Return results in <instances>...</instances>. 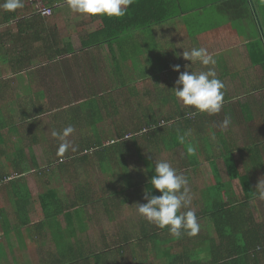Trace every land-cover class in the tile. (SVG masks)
Wrapping results in <instances>:
<instances>
[{"label": "crops", "instance_id": "0c3cea01", "mask_svg": "<svg viewBox=\"0 0 264 264\" xmlns=\"http://www.w3.org/2000/svg\"><path fill=\"white\" fill-rule=\"evenodd\" d=\"M2 2L0 0V3ZM255 2L259 8L258 14L264 21V0ZM187 3L190 2L187 1ZM210 7L208 6L206 9V13L210 11L207 13L210 14V17L206 18V21H198L201 26H199L197 35H194L193 30L188 27L187 18H184V15L192 14L193 11H191L192 13L188 12L183 16H177L173 20L149 28L146 33L145 31L144 33H125L108 43L95 42L86 47L83 46L82 39H86L88 33L95 31L93 28L95 21L91 16L71 12L65 3L56 8L54 17L47 21L45 30L41 31L44 39L51 37L52 40H48L49 45L43 46V49H34L35 39L30 34L24 33L28 16L25 18L18 15L11 17L9 11L0 8V140H2L0 154H6L0 157L3 163L0 174L5 171H7L5 174H14L12 169H8L5 159H14L17 154H33L34 160L29 159L31 167H36L37 171L40 167H48L47 174H56L61 170L54 167L56 163H52V154L58 153L59 146H56V143H61V141L58 137H54L52 132L60 133L63 127L71 126L78 131V135L79 132H82L78 141L90 142L94 139L96 129L92 126L89 136L86 130H80L81 126L78 125L77 119L85 120L87 114L91 112L90 110L96 108V110L119 111L120 107L131 102L132 96L135 95L142 98V106H144L142 110L146 112L151 110L176 111L179 108V110L191 112L189 114L195 116L194 120L197 125L192 122L188 126L190 129H187L186 133L182 132L183 137L180 140L182 146H179L178 149L183 154L184 146L187 147L192 143L199 144V146L203 144L201 148L204 150L207 146L211 147L212 141L219 144L235 142L239 147H248L250 144L252 146V143L255 146L258 145L259 154L256 151L254 153V149L251 148L239 155L243 168L240 170L242 173L247 171L251 189L255 193L258 181L264 180V151L261 149V144H264V68L256 65L249 54L253 50V54L260 57L262 48L260 42L256 41L253 43V49L250 50L248 48L250 39L245 36L240 37V31L229 24L230 21L227 17H221L216 22L217 24H211V19L214 16L218 14L223 16V13L217 14L220 10ZM188 8L191 9V7ZM50 20L53 21L50 22ZM61 25L65 28H60ZM58 26L59 28H57ZM257 27L260 32L259 26ZM162 32H168L169 35ZM162 34H164V38L166 35L171 40L178 39V56L174 57L173 51L171 54L164 49L159 52L160 47L157 41L158 36L162 38ZM94 38V40L97 39V37ZM24 45H28L25 47L30 51L23 52ZM193 47H203L214 56L215 65L208 67H212L217 77L225 84L224 104L221 111L215 115L206 113L194 115L189 108L183 109L185 106H175L180 102L177 98L172 99L168 93L170 87H176L172 77L175 72H168L167 75V71L171 70L173 66H180L178 76L184 71L207 70L199 63L191 64V61L182 57L183 50L188 51ZM59 50L64 53L55 56V51ZM134 65L135 68L142 71L133 77ZM115 97L119 100L117 101ZM236 101L241 103V107L235 106ZM244 113L247 114L246 117H249L248 114H253L254 117L247 122L243 117ZM71 114L73 115L67 118V115ZM225 116L231 118V123L226 129L220 126ZM71 118H75L72 124ZM107 121H110L112 126L113 124L117 125L120 116L117 113L111 114ZM102 123L104 124L106 121L97 122V129L100 131L98 137L101 138L104 136L103 133L101 134L104 132ZM145 126L146 124H143L142 127ZM149 130L141 131V133H145L141 136L142 142L141 140L136 141V139L131 140L127 143V148L145 152L149 150L151 154H159L160 145L154 143L155 138ZM74 132L66 137L69 144L72 143L70 136ZM176 133L177 131H169V133L162 134L166 135L171 145L169 134ZM113 135L116 136V133ZM167 139L158 132L157 143L165 142ZM143 141L147 144L142 150ZM136 145H138V149L135 148ZM151 146L154 147L153 150H151ZM174 149L177 148L170 147L168 151ZM70 152H75L72 154H90V156L82 167L71 169L73 167L71 166L68 173L57 178L56 180L61 182L59 187L56 186L57 184L53 186V183L51 187L56 190L62 205L66 208L69 207L70 211L73 210L74 237L68 233L70 228L63 215L46 220L36 204L32 206L33 209L30 208L26 212L14 213L13 198L10 192L13 189L10 185L4 187L5 185L0 184V264H50V262L55 264L59 258H57L58 255L70 256L73 254L67 245L75 244L74 240H80L79 242L83 245V250H81L83 255L90 256L94 249L102 250L99 242L97 245H90L84 242L85 238H82L83 235L87 236L90 231L96 232L100 227L99 220L104 217L103 214L105 215L99 207L95 206L97 201H94L96 198L92 196H98L97 192L100 187L108 188L106 190L108 192L111 188L107 185V175L101 178L95 175L100 171V164L99 157L94 154H100L101 151ZM136 152L138 153V151ZM206 152L203 154H208L209 150ZM252 152L254 154H250ZM67 154L58 156L61 158ZM29 177L36 178L40 183L39 186L26 181V188L31 194L37 196L43 193L45 190L43 181H46V177L43 174L41 177L38 175ZM99 179L101 181H98ZM234 181H230L228 178L224 181L226 193L229 196L234 195L237 199H242L243 192L238 181H236L238 188L234 187V189L239 193L232 189ZM77 189L85 190L84 195L88 193V197L91 196L89 198L91 201L85 199L84 195L81 196V200H76L73 194ZM255 205L259 209H256ZM72 207L81 208V215L74 213ZM249 208L254 223L263 225L264 229V200H259L254 195ZM114 215L115 212L109 215L110 217L105 216L113 219ZM28 228H33V231H29ZM61 236L67 240L64 243L68 248H62V246L60 249L57 248L55 242ZM121 237L120 232L113 237L110 244L115 243L116 245L115 248H110V251H113L114 257L106 264H127L128 259L132 262L135 261L130 249L123 253L119 252ZM100 238L102 242L108 243L105 235L102 234ZM262 243L264 244V242ZM131 249H134L133 246ZM256 262L264 264V245L257 253Z\"/></svg>", "mask_w": 264, "mask_h": 264}, {"label": "trees", "instance_id": "16d2710c", "mask_svg": "<svg viewBox=\"0 0 264 264\" xmlns=\"http://www.w3.org/2000/svg\"><path fill=\"white\" fill-rule=\"evenodd\" d=\"M182 1L183 0H135L129 7L127 14L121 18L91 16L95 21L93 27L95 31L88 33L86 39H82L83 46L88 47L95 42L108 43L110 40L125 33H144V31L146 33L149 28L151 29L165 21L173 20L177 16H183L188 12L192 13L191 11L196 13L206 10L208 6L212 7L216 5L219 10H222L223 17L228 18V21H230L229 24L240 31V37L245 36L250 39V44L248 45L250 50L253 49V43H256V41L260 42L262 48V56L260 57L262 58L258 57L257 54H253V50L251 52L249 50V55L256 65L264 68V38L262 37L264 35V21L261 20L260 14H258L259 8L255 2L256 0H190L191 9L185 8L182 5ZM44 2L46 6L52 8L51 16L44 17L37 15L31 7L25 4L22 9H17L12 12L9 11V13L11 17H16L18 15L19 17L22 16V18H25L28 16L27 27L24 33H26V35L30 34L36 42L41 41L43 46L46 47L49 45L48 40H51V37L50 39H44V35L41 34L43 32L41 31L45 30L47 21L54 17L56 8L65 4L66 0H44ZM259 23L261 35L257 27ZM94 37H97V39L94 40ZM25 46L28 47V45H24L23 48L25 50L23 49V52H27V50L30 51ZM63 53L64 51L59 50L55 51L54 55L58 56ZM168 93L172 99L176 98L171 87ZM132 98L134 102H131L133 106L136 107L132 119L128 118L129 114L126 113V109L123 106L120 107L121 110L119 111L96 110L97 108L95 110H90V113L96 116V118L92 119V126L96 129L95 136L90 142L84 141L81 145L83 151H101L100 154H94L99 157L100 171L115 174V191L113 194H109L110 192L108 193V191H106L108 188L103 189L100 187L97 192L98 196H92L96 198L94 201H97L95 206L100 209L102 208V212L108 215V217L115 211L123 210L125 206H128V212L134 211V209H136V204L146 203L147 201L144 199L146 191H150L152 195H160L157 190L151 188L149 183L154 172L150 173L147 181H144L143 186L138 189L139 183L142 181V178L138 176L141 175L131 177L130 175L123 174L121 172V167L119 169L121 161H124V154H122V152L123 148L127 147V143L131 140L134 141V137L138 133H141V131L144 132L147 129H150L149 132L153 134L155 141L158 132L163 136L162 133L166 134L169 133V131H177L176 135L178 140L173 141V148H179V146H182L180 140L183 137V133H186V130L190 129L188 126H190L192 122L197 125L194 120L195 116L189 114L191 112L187 113L186 111L179 110V108L176 111L151 110L150 115L152 116L149 118L145 117L141 114L146 112L142 110V108H144V106H142V98L135 95H133ZM175 106H178V104ZM116 113L120 116V121L117 125L113 124V126L107 130L108 133H110L108 134V138L98 137V132L100 131L97 129V122H105L111 117V114L114 115ZM248 116L249 117H244L247 122L254 117L253 114H248ZM160 123L166 125L160 126ZM143 124H146V126L142 127ZM164 128L167 132H163ZM198 129H200V127H198ZM114 132H116V136H112ZM101 134L104 135V132H101ZM172 136L173 134H169L170 140ZM114 137L115 139H113ZM125 137H128L129 140L124 142L116 141L118 139L122 140ZM0 143H2V140H0ZM221 145L222 149H220V152L222 154L220 156L224 169L230 181L236 180L239 182L243 192L242 199H237L234 195H227L224 181L223 179L221 180L219 170L216 166V159L206 158L207 162L210 164L212 174L211 180L214 178H217V180H212V183L206 186L202 192L203 205L196 211L198 222L201 225L198 234L195 236L182 235L181 237H173L169 234L167 228L160 229L138 215L135 221L130 222L127 220L125 224H122L120 231L122 237L119 239L120 245L118 247L119 252L123 253L128 249L132 252L131 248L136 244L140 257V264H253L257 261V253L264 245L262 243L264 242V229L263 225L254 223L249 208V204L254 197V192L251 189L247 171L242 173L240 170L242 166L239 155H242L243 152L248 149L251 150V148L254 149V153L256 151L257 154H259L258 145L255 146V144L252 143V146L250 144L248 147H239L235 142H222ZM261 145V149H264V144ZM184 147V154L181 156V158H183L182 161H184L183 164L194 171L198 165V159L195 157L194 151L195 149H199L200 146L199 144L192 143ZM235 150L237 152H234ZM67 153L68 152H66V154ZM72 153L75 152H70L68 154L71 155L58 158V162L56 163L57 169L65 171L64 163L67 161L70 165H73L75 161L82 166L86 164L88 160L86 155ZM254 153L252 152V154ZM5 155L6 154H0V157ZM110 157H117L114 163V165L117 166V170L115 171L108 168L105 170L102 169L104 168L103 163ZM118 157H120V162L117 161ZM139 157L141 158L140 155ZM29 159L31 161L34 160L33 154H17L14 159L11 158L9 159L10 161L7 160L6 163L10 169H13L14 174H11L12 176L5 174L7 171L0 174V184L5 185L4 187L10 185L13 189L10 192L13 198L14 213L26 212L28 209L30 210V208L33 209L32 206L36 204L41 209L46 220L63 215L70 228L68 233L71 237H74L75 230L74 222L72 223V221L75 220L73 217V210L70 211L69 207L66 208L62 205L54 188H46L48 180H46L44 192L37 196H33L29 189L26 188L27 182L25 177L31 175L32 177H36L37 175L41 177L42 174L46 177L49 174L36 172V167H31ZM150 159L153 158L150 157ZM177 172L181 173V170L178 169ZM52 175L53 173H50V177ZM132 178L135 183H133ZM227 187L229 188V185H227ZM142 188H145V190ZM8 189L10 190V188ZM84 193L85 190L83 189H77L74 192V194L77 195H75L76 199L77 197L82 198L81 196H83ZM83 197L90 200L89 198L91 196L88 197V193H86ZM246 208L247 210L245 211ZM255 208L259 209L256 205ZM72 209H74V213L81 215V208L72 207ZM186 210L187 209H181V211ZM81 222L82 220L79 221V225ZM65 241L67 240L62 236L58 238V240L56 239L55 243L57 248L60 249L61 246L62 248H68L67 246H69L70 252L73 254L70 256L58 255L57 258H59L56 260L57 263L55 261V264H106L107 261H110L112 257H114V253L110 251V248H115V243L111 245L105 241L102 242L100 239L98 242L102 250L94 249L90 256H86L83 255V251H81L83 250V245L79 242L80 240H74L73 242H75V244L71 243L67 246L64 243ZM132 257L136 260L134 253H132ZM50 264L52 263L50 262Z\"/></svg>", "mask_w": 264, "mask_h": 264}, {"label": "clouds", "instance_id": "9594fccd", "mask_svg": "<svg viewBox=\"0 0 264 264\" xmlns=\"http://www.w3.org/2000/svg\"><path fill=\"white\" fill-rule=\"evenodd\" d=\"M134 2L135 0H66L68 8L73 13L109 18L125 16ZM23 7V0H3L0 3V8L10 12ZM181 55L185 60L191 61V64L199 63L207 70L181 72L175 81L176 87L172 88L174 96L194 115L219 113L224 104L225 84L217 77L215 70L208 67L215 65L214 56L203 47H193L188 51L183 50ZM173 71L179 72L180 66H173ZM230 123V116H225L220 126L226 129ZM164 125L160 123V126ZM73 131L74 129L68 126L60 133L52 132V135L61 141L58 148L59 154L62 155L69 149L70 144L66 137ZM144 134L139 135L143 136ZM127 140H129L128 137H125L122 140L118 139L117 142ZM149 183L151 188L157 190L160 195H152L150 191H146L144 199L147 202L136 204L137 214L160 229L167 228L173 237L197 235L201 225L198 222L196 212L189 209L191 197L187 187L188 178L178 173L169 161L161 160L154 164V174ZM255 189V197L264 200V180L260 179ZM181 209L188 210L181 211Z\"/></svg>", "mask_w": 264, "mask_h": 264}, {"label": "rangeland", "instance_id": "374dc122", "mask_svg": "<svg viewBox=\"0 0 264 264\" xmlns=\"http://www.w3.org/2000/svg\"><path fill=\"white\" fill-rule=\"evenodd\" d=\"M187 1H190V0H183L182 1V5L183 6L186 5L185 8H188V7L191 6V3H187ZM211 8H218V7H216V5H213ZM220 11L222 12V10H220ZM220 11H218L217 14ZM207 13H210V11H207ZM207 13H206V10H204V11L196 12L194 14L192 13L190 15H184V18H187L186 21H187V24H189L188 27L193 30L194 35H197V33L199 31V26H201V24L198 23V21H206V18L208 19L210 17V14H207ZM221 17H223L222 14H218V15L214 16V18L211 19V24L216 23ZM52 21L53 20H50V22H52ZM244 26H246V25H244ZM57 28H59V26ZM60 28H65V26L61 25ZM162 33H164V32H162ZM164 34L169 35L168 32H165ZM164 34H162V38L158 36V41H157L158 43L157 44L160 47L159 48V52H162L163 51L162 49H164V51L170 52L171 54L174 52L173 53L174 57L178 56V39L177 38H173L171 40L170 38H167L166 35H165V38H164ZM169 37H171V36H169ZM34 45H35L34 49H37V48L43 49L44 48L43 47V43L41 41L36 42V44H34ZM49 55H52V54H49ZM177 63H178V58H177ZM131 71H132V69H131ZM141 71L138 70L137 68H135V65H134L133 66V71H132V76L133 77L137 76L138 74L141 73ZM171 71H173V68L171 70L167 71V75H168V72H171ZM174 72H175V74L172 77L174 78L173 81L175 83V81L178 79V72L177 71H174ZM175 77H176V79H175ZM134 89H136V87H134ZM130 94H132V93H130ZM118 100L119 99H117V101ZM132 102H134V101H132ZM132 102H128V103L123 105V107L126 109V113L129 114L128 118H130V119H132L133 113L136 110V107L133 106ZM128 104H130V105H128ZM178 106L179 107H184L181 102H180V104L178 103ZM235 106L241 107V103L237 102V104H235ZM183 109H188V108L184 107ZM66 114H69V113H66ZM141 114H143L145 117H148V118L151 117L150 111L143 112ZM72 115L73 114H71L70 116L67 115V118H70ZM246 115L247 114L244 113L243 117H246ZM93 118H96V116L94 114H92V113H89V114H87V117H86L85 120H80L79 121L77 119V121L79 123L78 125L81 126L80 130H82V129H83V131L86 130L87 133L89 134V136H90V130H92L91 122H92ZM74 119L75 118H71V120H72L71 124L73 123ZM82 125H83V127H82ZM66 127H68V126H66ZM66 127H63L62 130L64 128H66ZM111 127H112V124L110 123V121H106V123H104L102 125V131H104V136L103 137H105V139L108 138V134H110V133H108L107 130L109 128H111ZM165 128H164V131H166ZM73 129H74L75 132H74V134H72L70 136V138L72 140V143L70 144V147H69L67 152L82 150L81 145L84 143V141H78V139L80 137L79 135H81L82 132H79V135H78L77 134L78 131L74 127H73ZM114 133H116V132H114ZM114 133H112V135ZM83 136H85V135H83ZM163 137H165V139H167L165 134H163ZM177 138H178L177 135L173 134V136L171 137V142H172L171 145L169 144V139H167L165 142L159 141L157 143V141H155V144L160 145V148H159V152L160 153L159 154H153V153L151 154V152L149 150H146V152H145V151H141V150H132L131 148L124 147L123 148V152L125 154L122 152L124 154L123 155L124 156V161H121V166L119 165V169L121 167V172L123 174L130 175L131 177L132 176H136V175L137 176L141 175V176H138L139 178H142V181L139 183V186H138V189H139V188H141V186H143L144 181H147V178L149 177L150 173L154 172V164L156 162L161 161V160L169 161L172 164V166L177 171H178V169L181 170L180 174H183V175H185L188 178L187 187L189 188V195L191 197V204L189 205V209L196 212L203 205L202 204L203 203L202 192L204 191L205 187L209 186L212 183V180H217V178H214V179L211 180V175L212 174H211V170H210V164L207 162L206 158L216 159L215 162H216V166H217V168L219 170V174L221 176V180L223 179L224 181H226V179L228 178V176L226 174V171L224 169V166H223V162L221 160V156H220L222 154L220 152V149H222V145H221V143L220 144L219 143H214V141H212L213 143H210L211 147L207 146V148H206V150H209L208 154H203V152L207 153L206 150H204V148H201V145H203V144L200 145L199 149H195L194 155L198 159V165H197L196 169L190 166L191 168L195 169L194 170L195 172H194L190 168H188V166H184L185 165V164H183L184 161H182L183 158H181L183 153H182V151L180 149L177 148V149L168 151L170 147L174 146L173 141L178 140ZM113 139H115V137ZM135 139H136V141H138V140H141L142 138H141L140 135H136ZM141 142H142V140H141ZM143 142H144V144L142 146V150L144 149V146H146V144H147L145 141H143ZM59 144L60 143H56V146H59ZM135 148L138 149V145H136ZM153 148L154 147L151 146V150H153ZM127 151L128 152L133 151V152L131 154H126V153H128ZM136 151H138V153ZM234 152H237V151L235 150ZM262 153L263 152L261 151V154ZM65 154L66 153H64L62 155H65ZM116 154H120V153H116ZM149 154H151L150 157L153 158V160L148 157ZM250 154H252V153H250ZM58 155H60V154L59 153L52 154V156H53V162L52 163H57L58 162V158H59ZM67 155H71V154H67ZM79 155H81V154H79ZM83 155L88 156V158L90 156V154H83ZM139 155L141 156V158L139 157ZM116 158L117 157H110L107 161H105L103 163L104 168H102V169L105 170V169L108 168V169H110L112 171L117 170V166L114 165ZM9 159H11V158H9ZM9 159H6V160L10 161ZM149 159H150V161H149ZM117 161L120 162V157H118ZM76 162L77 161H75L73 163V165L72 164L70 165V163L68 161L65 162L64 163L65 171H59L56 174L53 173V175L51 177H50V173H49L46 176V180H48L46 188L47 187L50 188L51 187V183H53V186L57 184L56 186L59 187L61 182L57 181L56 179L61 177L64 173H68L70 166H73L72 168L70 167L71 169L82 167V165H79ZM185 163H187V162H185ZM54 167H57V165H54ZM47 168L48 167H46V168H44V167L41 168L40 167L39 171L36 170V172H40V173L41 172H45L46 173V169ZM1 169H2V161L0 160V170ZM8 169H10V168H8ZM90 174H92V173H90ZM95 175L99 176V178L107 175V185L109 187H111L109 189L110 193L109 192L108 193L109 194H113L114 191H115V187H114V182H115V179H114L115 176L114 175L115 174H112L111 172L107 173V172L99 171ZM10 176H12V175H10ZM47 178H49V179H47ZM25 179H26V181L28 183L31 182L32 185L33 184H37V185L40 186V183L37 181L36 178H31V177L27 176V177H25ZM98 181H101V180L99 179ZM102 181H105V180H102ZM132 181H133V183H135L133 178H132ZM43 182L46 183L45 180ZM54 182H56V183H54ZM236 184H237L236 181H234L233 184H232V189H234V187L236 189L238 188L236 186ZM234 191L235 192L237 191V193H239L238 190L234 189ZM66 195H67V193H66ZM73 195L75 196L76 194H73ZM76 196H75V198H76ZM76 200H81V198L77 197ZM127 209H128V206H125L123 208V211L122 210L115 211V215H114L113 219H109L108 217H106L103 214L104 217L99 220L100 221V223H99L100 227L96 230V232H91L90 231L87 234V236L86 235L82 236V238H85L84 242L89 243L90 245L91 244L97 245L98 240L101 239L100 236H102V234H103V235H105L108 243H111L112 240L114 239L113 237L117 236L118 233L121 231L122 224L123 223L125 224L127 222V220L130 221V222L131 221H135L136 217L138 216V214L136 212V209H134V211H128V212H127ZM100 210L102 212L103 209L101 208ZM28 230L29 231H33V228H28ZM133 248L134 249H132V253H134V256L136 257V260L134 262H132L127 257V259L129 260V262L127 264H140L141 262H140V257H139V254H138V250H137L136 244H134Z\"/></svg>", "mask_w": 264, "mask_h": 264}, {"label": "built area", "instance_id": "2783aa9c", "mask_svg": "<svg viewBox=\"0 0 264 264\" xmlns=\"http://www.w3.org/2000/svg\"><path fill=\"white\" fill-rule=\"evenodd\" d=\"M26 6L31 7L37 15L48 17L52 14V8L46 6L44 0H23Z\"/></svg>", "mask_w": 264, "mask_h": 264}, {"label": "water", "instance_id": "95a60500", "mask_svg": "<svg viewBox=\"0 0 264 264\" xmlns=\"http://www.w3.org/2000/svg\"><path fill=\"white\" fill-rule=\"evenodd\" d=\"M259 28H260V31H261L260 23H259ZM262 37L264 38V35Z\"/></svg>", "mask_w": 264, "mask_h": 264}]
</instances>
